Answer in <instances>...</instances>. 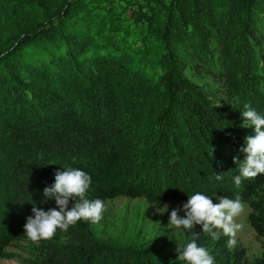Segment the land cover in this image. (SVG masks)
Wrapping results in <instances>:
<instances>
[{
    "label": "trees",
    "instance_id": "obj_1",
    "mask_svg": "<svg viewBox=\"0 0 264 264\" xmlns=\"http://www.w3.org/2000/svg\"><path fill=\"white\" fill-rule=\"evenodd\" d=\"M41 1L55 10L40 18L17 16L10 27V44L0 53V139L6 122L55 119L65 107L76 112L78 120L70 124H84L89 115L78 112L101 81L99 63L104 57L115 59L118 67L127 62L119 47L103 41L97 27L91 32L102 8L99 0ZM76 17L80 25L71 22ZM154 26L162 73L153 84L158 110L152 139L134 156L125 150L127 144L117 148L114 142L97 150L74 148L56 172L67 168L86 172L92 177L88 198L104 203L121 196L144 198L149 204L188 201L196 192L229 199L239 196L248 206L249 226L264 238V174L242 178L236 186L234 177L240 173L233 162L234 157L245 159L240 149L246 146L245 138L254 135L253 128L242 127L243 106L250 104L264 115V0H179L154 19ZM106 48L115 49L101 55ZM189 66L210 75L233 72L228 108L214 105L186 77ZM93 120L90 127L99 139L104 130L99 131L97 119ZM217 173L223 175L222 181L214 179ZM51 203L55 200L46 198L43 204H31L42 209ZM10 218L11 226L0 222V258L18 234V225L14 230ZM86 229L83 257L73 259L74 264L123 261L117 262L115 251L102 249ZM178 230L184 240L182 249L192 234ZM193 231L200 233L197 243L215 258V264H250L243 249L228 248L227 237L215 241L199 225ZM253 264H264V256Z\"/></svg>",
    "mask_w": 264,
    "mask_h": 264
},
{
    "label": "rangeland",
    "instance_id": "obj_2",
    "mask_svg": "<svg viewBox=\"0 0 264 264\" xmlns=\"http://www.w3.org/2000/svg\"><path fill=\"white\" fill-rule=\"evenodd\" d=\"M99 1L102 8L95 15L91 32L97 27L101 31L99 36L105 38L103 41H112L119 47L127 62L118 67L115 59L109 61L104 57L99 63L103 76L80 107L78 113L89 115L80 126L70 124L78 119L76 112L67 107L64 113H56L55 119L33 123L19 121L16 125L6 122L7 130L0 139V150L5 152L0 153V222L11 226V217L15 222L14 230L18 225V234L6 247L0 264H74L73 259L83 257L87 226L102 249H113L117 262L123 259L120 264L180 263L177 249L184 245V240L179 230L169 224V219L171 211L177 208L183 216L182 208L187 201L149 204L144 198L121 196L105 202L106 211L99 224L79 221L67 232L58 230L52 240L39 243H33L25 235L24 225L27 218L33 216L31 203L43 204L44 189L53 185L59 162H63L72 149L97 150L114 142L117 148L127 144L125 150L129 156H134L145 149L156 129L158 103L153 96V84L162 72L154 19L162 17L166 9L179 0ZM53 10L55 6L41 0H0V53L10 44V27L17 16L27 14L40 18ZM74 19L71 22L80 25V20ZM211 46L216 45L211 42ZM111 50L106 48L101 55H110ZM185 75L200 86L214 105L229 107V93L235 79L232 71L210 75L189 66ZM93 118L97 119L99 131L104 130L99 139H95L96 130L90 127L89 121H94ZM210 197L214 203L220 198L218 195ZM244 204V213L236 218L241 228L234 248L243 249L248 262L253 264L264 256V238L257 237L249 226V209ZM164 205H168L167 211ZM55 207L53 203L46 204L42 210ZM170 235L174 236L173 240Z\"/></svg>",
    "mask_w": 264,
    "mask_h": 264
},
{
    "label": "clouds",
    "instance_id": "obj_3",
    "mask_svg": "<svg viewBox=\"0 0 264 264\" xmlns=\"http://www.w3.org/2000/svg\"><path fill=\"white\" fill-rule=\"evenodd\" d=\"M242 116L244 128H253L254 135L245 138V145L240 149L245 159L238 157L233 162L239 165V175L234 177V183L239 186L243 179H255L264 174V115L259 114L250 104L243 106ZM222 174H216L214 179L223 180ZM92 177L86 172L67 168L55 173L53 185L44 189V196L54 199L56 207L44 211L33 207V216L27 218L24 225L26 237L33 243L52 240L59 230L67 232L70 226H76L79 221L99 224L103 220L106 205L101 199H89L88 193ZM217 203L209 196L196 192L188 196L183 205L184 215H179L181 209H173L169 224L176 229L190 232L191 240L182 249H177L178 260L185 264H215V258L209 251L198 245L200 233L193 231L196 226L202 227V232L218 241L221 236L227 237L229 249L237 245V233L241 225L236 218L245 211L241 197L235 199L220 197ZM71 202V206H70ZM166 211L168 205H164Z\"/></svg>",
    "mask_w": 264,
    "mask_h": 264
}]
</instances>
